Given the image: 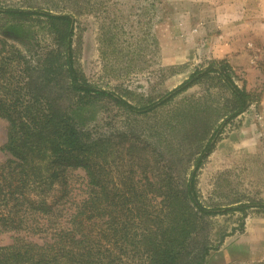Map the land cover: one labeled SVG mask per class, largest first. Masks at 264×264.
<instances>
[{
    "label": "trees",
    "instance_id": "obj_1",
    "mask_svg": "<svg viewBox=\"0 0 264 264\" xmlns=\"http://www.w3.org/2000/svg\"><path fill=\"white\" fill-rule=\"evenodd\" d=\"M33 18L47 20L58 38L55 51L38 66L30 67L19 48L0 38V117L7 121L8 154L0 163V233L9 232V242L0 245V264H205L224 235L212 244L202 234L204 221L230 210H239L243 219L246 208L264 207L260 201L205 205L196 179L222 125L254 103V95L235 82L225 59H211L158 96L130 102L74 67L71 14L0 5L5 21ZM16 65L23 67L20 72H14ZM30 68L43 79L30 75ZM56 74L65 79L63 92L74 97L70 105L56 102L62 88L51 85ZM201 83L212 91H206L212 97L206 113L220 108L222 120L215 127L206 122L185 176L161 154L142 155L150 146L143 131L116 128L106 136L78 120L87 104H111L129 116L155 112ZM157 161L159 168L152 167ZM75 169L83 171L78 187L70 182Z\"/></svg>",
    "mask_w": 264,
    "mask_h": 264
},
{
    "label": "rangeland",
    "instance_id": "obj_2",
    "mask_svg": "<svg viewBox=\"0 0 264 264\" xmlns=\"http://www.w3.org/2000/svg\"><path fill=\"white\" fill-rule=\"evenodd\" d=\"M0 5L71 14L74 67L91 83L133 103L174 87L196 66L225 59L235 82L256 101L222 125L198 169L197 189L209 206L264 202V0H0ZM0 38L19 48L30 67L38 66L58 44L49 22L37 18L0 19ZM22 68L16 65L14 72ZM29 71L43 79L39 71ZM63 78L56 74L51 83L55 88L62 85L56 99L61 107L74 101L63 92ZM206 88V83L197 84L141 116H129L102 101L103 108L87 104L78 120L106 136L116 134V128L143 131L150 146L142 155L161 154L173 161L166 164L185 176L204 141L200 135L207 130L206 122L215 127L222 120L220 108L215 114L206 113L205 103L212 98ZM222 98L223 92H217L218 107ZM192 106L197 110L188 114ZM6 126V119L0 117V163L8 157L3 150ZM160 165L152 163V167ZM82 174L81 169L70 171L73 187L82 185ZM246 211L243 219L239 210H230L202 223V234L212 244L224 235L205 264H264V207L251 206ZM8 234L0 233V245L9 242Z\"/></svg>",
    "mask_w": 264,
    "mask_h": 264
}]
</instances>
